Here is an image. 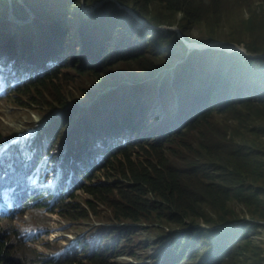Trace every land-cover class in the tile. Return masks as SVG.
<instances>
[{
  "label": "trees",
  "instance_id": "trees-1",
  "mask_svg": "<svg viewBox=\"0 0 264 264\" xmlns=\"http://www.w3.org/2000/svg\"><path fill=\"white\" fill-rule=\"evenodd\" d=\"M118 1L154 25L177 23L185 36L204 20L210 19L216 23L212 15L219 6V0H210L209 5H205L208 8L206 11L195 0ZM15 4L24 11L28 8L35 17L47 21L52 34L41 37L39 49L51 48L54 54L60 49L62 54L57 58H63L66 49L65 29L73 26L74 30H78L77 36L70 39L72 48L81 50V57H75L76 60L85 61L93 51L94 56L102 61L96 66L76 64L75 68L78 72L90 73L97 82H102L111 73L104 68L109 60L110 64L121 63L130 72L140 71L139 79L153 76L160 66L145 58L150 46L146 37L150 35L152 47H156L171 42L175 36L172 32L154 31L139 24L127 12L111 3L95 9L88 19L83 18L79 8L63 9L64 1L22 0L20 3L15 1L13 7ZM177 14L181 16L179 20L176 19ZM13 15L16 16L14 12ZM17 16L23 19L25 12ZM4 27L0 25L1 29ZM16 38L13 36L8 41L14 44ZM208 40L211 39L201 41ZM54 42L58 48L51 47ZM246 51L264 54V51H256L251 46ZM203 52L206 53L202 57L196 56L193 60L195 65L187 64L181 70L176 69L180 108L169 120L174 127L168 123L167 130L163 129V132L154 129L145 133L144 141L130 144L134 160L128 157L124 165L119 164L123 174L126 171L127 177L124 176L127 183L132 185L122 186L120 182L114 188L86 185L83 190L92 195L94 201H109L115 213L121 215L120 221L155 223L160 234L159 238L151 241L155 245H162L167 240L163 226L185 229L180 241L186 243L182 247L177 238L173 239L162 264H179L181 261H185V264H258L259 252L246 248V244L253 246V242L243 235L245 233L241 228L221 231L227 232V235H223L230 237V241H213L217 232L197 226L233 222L223 217L225 203L232 195L243 202L264 196V150L259 143L246 142L239 146L226 144L223 140L226 130L220 135L221 141L216 150L212 142V137L221 132V127L215 122L218 114L235 116L233 120L239 126L237 130H243L241 116L251 112V104L258 102L264 109V58L248 59L239 54L213 50ZM46 79L41 82L46 84ZM241 85L251 88V93L244 95L240 90ZM231 87H234L233 91ZM50 92L53 102L63 101L60 91L53 89ZM37 96L43 98V93ZM133 132L136 133L137 129ZM250 132L263 135L264 124L252 127ZM217 157L222 161L219 162ZM148 195L154 201L146 199ZM206 208L216 216L215 219L201 216V211ZM253 220L264 221V213ZM246 225L257 231L256 224ZM4 255L0 242V256ZM70 259L60 264H80L77 259ZM19 264L34 263L20 256ZM84 264L111 263L101 255L87 259Z\"/></svg>",
  "mask_w": 264,
  "mask_h": 264
},
{
  "label": "clouds",
  "instance_id": "clouds-1",
  "mask_svg": "<svg viewBox=\"0 0 264 264\" xmlns=\"http://www.w3.org/2000/svg\"><path fill=\"white\" fill-rule=\"evenodd\" d=\"M0 1V10L2 9L0 21H2L8 0L7 2L6 0ZM103 3L114 4L117 8L127 12L136 22L154 31L174 33L175 36L169 43L184 44L189 49H187L186 55L179 58L174 66L176 60L173 61L172 70L168 71L167 74L163 75L167 70V65L162 64L159 65L160 68L157 73L147 79L138 78L108 82L111 80L110 76L115 65L118 64H110L111 61L109 60L104 68H108L111 73L102 82H98L100 91L91 96L85 105L77 107L67 104L68 98L60 86L70 81L72 77L91 79V74L78 72L75 67L73 69L70 66V59L76 61L73 63L74 65L96 66L102 61V59L94 56L93 51L90 52L85 61L76 60L75 57H81V50L72 48L70 39L77 36L78 30H74L73 26L70 28L68 26L65 29L63 35L66 49L63 58H57L58 55L62 54L60 49L57 50L56 54L51 48L39 49L41 37H48L52 34L49 27L47 32L41 35L26 36L24 35L26 33H17L13 35L15 38L17 37L14 44L8 41L13 36L4 35V32L1 33L2 30H7V27L0 28V34H3L0 37V101L6 100L15 107L26 108L34 97L42 99L37 95L43 93V98L46 100L44 106L52 110V114L48 117L49 123L34 126L25 132L12 133L7 137L0 134V242L5 251V255L0 256V260L3 261H0V264H19V258L22 255L11 247L13 245L19 246L21 242L26 243L20 231L4 225V223L10 222L32 209H42L51 213L57 212L55 209L59 207L61 211H65L69 206L66 199L73 200L74 191L82 190L84 192L83 188L86 185L99 186L100 188H114L119 182L122 186L132 185V183H127L126 171L124 170L123 174L119 164L124 165L128 157L132 161L134 160L133 153L130 152V144L144 141L145 133H150L154 129L160 132H163V129L164 131L167 130L166 125L170 122L169 120L179 111L180 105L175 80L176 69L181 70L188 62V64L193 63L195 65L196 62L193 60L196 56L202 57V54L206 53L203 51L206 50L231 55L239 54L248 59L264 58L256 57L257 55L252 57L246 49L242 51L232 43L225 44L232 48L228 50L225 45L212 39L204 41L203 45H191L187 42L189 35H183L177 23L154 25L137 16L130 7L121 5L118 0H107ZM14 7L13 12L15 13ZM18 7L21 9L20 6ZM97 8L79 7L84 19L93 15V11ZM22 11H29L34 16L28 8L27 11ZM15 15L19 20L25 19L19 18L17 13ZM180 17V14L176 15L177 20ZM16 18L15 21H17ZM44 22L47 21L44 20ZM66 31H68L67 34ZM69 33L71 34L69 35ZM4 36L6 38H3ZM146 39L150 43L147 51L154 53L155 60L158 62L159 56H161L159 51L168 50V45L152 47V37L148 35ZM51 47L58 48V44L54 42ZM66 68L67 71L64 72ZM22 71H24L23 75ZM45 78H47L46 84H43L41 81ZM49 80H52V83H49ZM53 89L60 91L63 101H52L49 93ZM230 90L233 91L234 87H231ZM240 90L244 95L251 93V88L245 85H241ZM116 101H120L117 107L115 106ZM101 102H106V104L98 106L101 105ZM47 103H50L51 106H48ZM54 105L56 106L53 107ZM109 107L116 108H113L114 110L106 118L107 113L105 111ZM7 112L0 111V113ZM161 114H164L162 120L159 122L152 121L154 117ZM5 125L8 127L15 126L14 123L10 122H6ZM168 125L174 127L170 123ZM134 129H137L136 133L133 132ZM62 130L68 134L63 140L60 139ZM146 140H150V138ZM50 178L53 179L48 185L47 181ZM145 198L154 201L151 195ZM90 203L93 205L90 206ZM87 207L88 213L79 215L76 219H79L80 223L90 224L89 229L71 237L57 235L56 239H59L60 245L63 246L62 253L48 256L42 264L46 262L60 264L70 258L82 259L86 263L87 259L101 255L107 261L108 256L106 254L112 249L115 242L129 244L131 237L137 234V230H140V223L120 221L121 215L115 213L109 201L98 202L89 199ZM97 208L105 210L110 215L111 222L95 220L93 215ZM61 215L64 216L65 214L61 213ZM246 223L256 224L259 235L261 230L264 232V221L253 219H249L247 222L233 221L223 225H198L197 227L217 232L218 235L213 241L218 239L230 241V237L223 235L227 232L221 233V231L241 228L245 233L243 235L248 238L250 233L245 228ZM168 229L171 232L170 234L165 232L167 240L164 244L155 245L151 242L152 240L147 238L145 239L149 242H142V245L147 244L157 248L155 253L150 256L151 262L147 264H162L171 241L175 238L180 241V236L185 231V229L178 227ZM62 238L67 240H61ZM180 243L183 247L186 242L180 241Z\"/></svg>",
  "mask_w": 264,
  "mask_h": 264
},
{
  "label": "rangeland",
  "instance_id": "rangeland-1",
  "mask_svg": "<svg viewBox=\"0 0 264 264\" xmlns=\"http://www.w3.org/2000/svg\"><path fill=\"white\" fill-rule=\"evenodd\" d=\"M57 1L65 2L63 9L75 10L80 6L94 9L103 5V2L107 0H91L90 3L85 0ZM195 2L202 5V9L206 11L208 8L205 5L208 6L210 0H195ZM14 8L17 14L23 12L17 5ZM0 13H2V9ZM212 18L216 23L210 19L199 23L189 32V41L187 42L191 43V45H203L204 41L201 40L212 39L217 40V42L223 45L232 43L242 51H245L247 47L250 48V46L256 51H264V0H219L217 12L212 15ZM16 19L17 21L13 19L12 22L7 23V30H2L4 35L13 36L17 33H26L24 35L27 36L32 34L41 35L47 32V22H44L42 19H36L29 11L25 12L24 20ZM167 45L168 50L159 51L161 56H159L158 62L155 60L154 53L151 51L145 53L147 60L157 62L159 65H167V70H165L163 75L171 71V68L178 62V59L184 57L187 49H189L184 44H171L169 41L166 42L165 46ZM249 55L253 57L258 54L249 53ZM70 60V66L74 69L75 65L73 63L76 61L73 59ZM174 60L176 62L172 66ZM65 71H67V68ZM71 72H74V70H71ZM23 74L24 71H22ZM139 77H141L140 71L130 72L121 63H118L115 65L114 71L110 76L111 80L108 82L137 79ZM98 86V82L94 81L93 78L72 77L70 81L61 85L60 88L66 93L68 98L67 104L69 106L81 107L87 103L91 96L100 91ZM45 102L46 100L44 98L38 99L34 97L33 101H30L26 108H21L13 106L6 100L0 101V111H8L7 113H0V134L3 137H7L12 133L25 132L34 126L49 123L48 117L52 114V110L44 106ZM163 117L164 114L158 115L152 121L159 122ZM233 117L235 116L226 114H218L215 117V122L221 127V132L212 137L215 150L217 149L218 142L220 143L221 141L220 135L224 130H226V135L223 140L226 144L239 146L246 142H253L259 143V146L264 150V134L257 136L254 132H250L252 127L264 124V109L261 108L260 104L258 102L252 103L251 112H245L241 116L243 130H237L239 126L233 120ZM6 122L14 123L15 126L8 127L5 125ZM67 135V132L62 130L60 139L63 140ZM217 160L219 162L222 161L220 157H217ZM52 179L50 178L47 181L48 185ZM89 199H93V196L82 192V190H75L74 199H66L69 206L65 211H61L59 207L55 209L57 212L51 213L42 209H32L24 215L4 223V225L20 231L23 240L26 242H21L19 246L13 245L11 248L18 251V254L27 257L34 264H42L48 256L62 253L63 246L60 245V240L56 239L57 235L71 237L89 229L90 224L85 222L80 223V220L76 219L79 215L88 213L87 201ZM61 213L65 215L62 216ZM263 213L264 196L243 202L237 196L232 195L225 203L223 217L229 221L247 222L249 219L258 218ZM201 216L212 219L216 218L208 208L201 211ZM93 217L95 220L106 221V223L111 222L109 219L110 215L105 210H102V208H97ZM139 223L141 225L140 230H137V234L131 237L129 244L121 242L114 243L112 249L106 254L108 256V262L113 264H147L151 262L150 256L155 253L157 248L142 244L149 242L148 240H156L160 234L155 223L149 221H141ZM163 228L167 234H170L171 231L168 227L163 226ZM245 228L249 230L250 235L248 238L253 242V246L246 244V248L248 250L258 251V264H264V232L261 230L259 235L257 231L251 230L249 225H246ZM61 240L66 241L67 239L62 238ZM78 261L80 264H84L82 259H78ZM180 264H185V261H181Z\"/></svg>",
  "mask_w": 264,
  "mask_h": 264
},
{
  "label": "bare ground",
  "instance_id": "bare-ground-1",
  "mask_svg": "<svg viewBox=\"0 0 264 264\" xmlns=\"http://www.w3.org/2000/svg\"><path fill=\"white\" fill-rule=\"evenodd\" d=\"M15 1H17V2L20 3L22 0H8V2H7V8H6V11H7L8 13H5L4 19H3L2 21H0V25H4V26H6L8 22H12V20L16 18V16L13 15V11H12L13 3H14ZM225 46H226L227 49L230 48V49H228V50H231V49H232L229 45H225ZM188 63H189V62H188ZM188 63H187V64H188ZM124 100H125V99H124ZM116 102H117V101H116ZM104 104H106V103L101 102V105H98V106H102V105H104ZM119 104H120V101H118L117 104H116L115 106L117 107ZM116 107H109V108L106 109V111H105V112L107 113L106 118L110 115V113H111ZM110 108H112V109H110ZM113 108H114V109H113Z\"/></svg>",
  "mask_w": 264,
  "mask_h": 264
},
{
  "label": "water",
  "instance_id": "water-1",
  "mask_svg": "<svg viewBox=\"0 0 264 264\" xmlns=\"http://www.w3.org/2000/svg\"><path fill=\"white\" fill-rule=\"evenodd\" d=\"M256 57H264V55H257Z\"/></svg>",
  "mask_w": 264,
  "mask_h": 264
}]
</instances>
